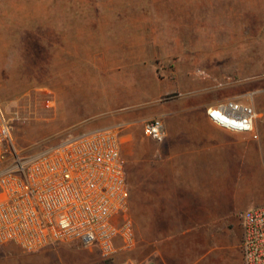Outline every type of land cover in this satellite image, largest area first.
Instances as JSON below:
<instances>
[{"label": "rangeland", "instance_id": "1", "mask_svg": "<svg viewBox=\"0 0 264 264\" xmlns=\"http://www.w3.org/2000/svg\"><path fill=\"white\" fill-rule=\"evenodd\" d=\"M256 1L0 0V102L16 148L32 155L112 127L137 100L151 102L149 113L228 100L253 107L255 93L236 86L264 80V69L244 65L264 60V33L246 26ZM132 173L128 167L130 185ZM76 247L86 248L28 253L0 244V264L70 263L65 250ZM89 255V264L104 263Z\"/></svg>", "mask_w": 264, "mask_h": 264}, {"label": "crops", "instance_id": "2", "mask_svg": "<svg viewBox=\"0 0 264 264\" xmlns=\"http://www.w3.org/2000/svg\"><path fill=\"white\" fill-rule=\"evenodd\" d=\"M255 3L259 4L245 11L246 26L263 34L264 0ZM259 47V54H264L263 41ZM245 60L247 69L263 71L264 60H257L255 66ZM213 69L220 70V64ZM256 83L249 80L236 86L256 95L253 133L213 122L207 110L216 105L149 113V100L135 101L136 109L107 127L120 129V154L130 193L127 216L133 223L135 246L123 251L117 240L121 250L107 260L95 248H66L70 263L59 264H89V252L103 264H244L237 214L264 206V80ZM154 115L160 116L165 129L162 142L143 136V123ZM128 167L133 172L131 185ZM62 245L69 244L46 249Z\"/></svg>", "mask_w": 264, "mask_h": 264}, {"label": "built area", "instance_id": "3", "mask_svg": "<svg viewBox=\"0 0 264 264\" xmlns=\"http://www.w3.org/2000/svg\"><path fill=\"white\" fill-rule=\"evenodd\" d=\"M207 114L221 127L223 122L237 132L253 133L256 114L250 104L228 100ZM143 132L156 142L166 136L160 119L145 121ZM129 197L119 128L70 136L26 155L14 144L0 102V244L35 253L80 243L110 259L135 246ZM237 217L244 264H264V206L245 209Z\"/></svg>", "mask_w": 264, "mask_h": 264}, {"label": "bare ground", "instance_id": "4", "mask_svg": "<svg viewBox=\"0 0 264 264\" xmlns=\"http://www.w3.org/2000/svg\"><path fill=\"white\" fill-rule=\"evenodd\" d=\"M223 117H225V116H223V114H220V115H219L220 120H224V119H222ZM219 122H220V121H219ZM224 122H225V120H224ZM220 124H222L223 127L227 128V129H229V130H233V131H235L234 129L230 128L228 125H225L223 122H220Z\"/></svg>", "mask_w": 264, "mask_h": 264}]
</instances>
